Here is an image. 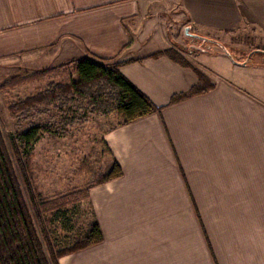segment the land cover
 <instances>
[{"label": "crops", "instance_id": "obj_1", "mask_svg": "<svg viewBox=\"0 0 264 264\" xmlns=\"http://www.w3.org/2000/svg\"><path fill=\"white\" fill-rule=\"evenodd\" d=\"M165 5L210 39L199 40L211 50L196 63L167 53ZM238 35L246 58L223 49ZM255 54L264 56V0H0V62L114 58L160 108L105 133L123 174L89 192L103 240L59 264H264V63ZM199 72L206 90L173 102L201 85Z\"/></svg>", "mask_w": 264, "mask_h": 264}, {"label": "rangeland", "instance_id": "obj_2", "mask_svg": "<svg viewBox=\"0 0 264 264\" xmlns=\"http://www.w3.org/2000/svg\"><path fill=\"white\" fill-rule=\"evenodd\" d=\"M161 11L166 30L163 31L175 47L171 51L196 63L201 50L192 45L199 46L200 39L185 34V27L190 25L186 13L179 7L168 9L166 5ZM155 29L152 40L161 45L162 33L156 35ZM190 31L195 33L197 29L190 28ZM244 41L240 35L233 36L230 45L226 46L234 55L246 58L251 50L249 43ZM210 45H204L203 49L210 51ZM202 58L209 61L206 64L210 67L211 64L218 66V58L212 55H202ZM253 60L264 63V56L255 54ZM42 62L31 64L17 60L14 65L0 62V137L9 151L28 202L29 183L34 193L44 200L67 197L61 210L45 215V225L53 245L61 249L72 246L95 221L89 192L99 185L96 184L98 179L108 173L114 160L104 135L123 118L116 112L103 114L94 111L87 98L67 100L62 104L65 97L61 95L59 101L47 105H35L33 100L29 101L30 97L46 91L54 83H70L77 79L75 62L57 66H45ZM26 100L27 106L22 105ZM73 117L75 120H71ZM33 124L44 129L40 140L33 146L27 183L11 138Z\"/></svg>", "mask_w": 264, "mask_h": 264}, {"label": "trees", "instance_id": "obj_3", "mask_svg": "<svg viewBox=\"0 0 264 264\" xmlns=\"http://www.w3.org/2000/svg\"><path fill=\"white\" fill-rule=\"evenodd\" d=\"M167 53L175 60L187 63L173 51ZM119 66L120 62L114 58L79 59L75 61L77 79L70 83H54L46 91L28 100H33L35 105H47L59 101L61 95L65 97L62 104L67 100L87 98L94 111L103 114L116 112L123 118V123L159 111L160 108L120 72ZM199 77L201 85L193 87L187 94L173 98V102L206 90L209 83L205 75L199 72ZM27 103V100L23 101L22 105ZM71 120H75V117ZM43 129L44 127L33 124L11 138L16 147L20 170L27 183L33 146L40 140ZM122 174L121 166L114 161L108 173L99 178L96 184H103ZM27 188L29 202L21 189L9 151L0 137V264H59L62 256L103 240L100 224L95 220L72 246L56 248L48 234L45 215L61 210L67 197L44 200L34 193L30 183Z\"/></svg>", "mask_w": 264, "mask_h": 264}, {"label": "water", "instance_id": "obj_4", "mask_svg": "<svg viewBox=\"0 0 264 264\" xmlns=\"http://www.w3.org/2000/svg\"><path fill=\"white\" fill-rule=\"evenodd\" d=\"M190 26H187L186 28H185V34L187 35V36H189V37H191V38H193V39H203V40H210V39H208V38H206V37H203V36H200L199 34H196V33H193V32H191L190 31ZM213 42H215L214 40H213ZM194 48H196V49H200V50H202L203 49V47H201V46H195V45H192ZM223 46V49L225 50V52L226 53H231V51H229V49L226 47V46H224V45H222ZM231 57H233L234 58V56L232 55V53H231V55H230Z\"/></svg>", "mask_w": 264, "mask_h": 264}]
</instances>
